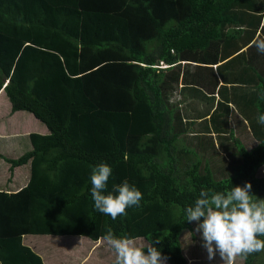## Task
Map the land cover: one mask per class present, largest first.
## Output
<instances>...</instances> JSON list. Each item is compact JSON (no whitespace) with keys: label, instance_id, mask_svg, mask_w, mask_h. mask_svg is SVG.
Returning <instances> with one entry per match:
<instances>
[{"label":"trees","instance_id":"16d2710c","mask_svg":"<svg viewBox=\"0 0 264 264\" xmlns=\"http://www.w3.org/2000/svg\"><path fill=\"white\" fill-rule=\"evenodd\" d=\"M256 32L264 36V0H0V88L11 110L48 129L4 157L10 169L28 162L29 175L0 188V264H43L23 234L96 240L109 229L187 264L184 209L202 189L248 181L264 198V102L252 91L264 88V54L240 50ZM231 117L246 120L253 146L233 135ZM218 145L232 166L215 179L208 153ZM100 163L113 170L106 191L127 180L143 196L116 220L93 206ZM262 255L242 264H264Z\"/></svg>","mask_w":264,"mask_h":264},{"label":"clouds","instance_id":"9594fccd","mask_svg":"<svg viewBox=\"0 0 264 264\" xmlns=\"http://www.w3.org/2000/svg\"><path fill=\"white\" fill-rule=\"evenodd\" d=\"M249 46L264 54V36H257ZM252 91L264 102V88ZM256 119L264 125V112ZM112 172L106 163L93 167L90 194L95 210L116 220L127 215V208L139 207L143 196L127 180L113 184L112 190L106 191ZM251 188V183L246 181L243 186L232 185L227 191L202 189L194 204L184 209V220L196 223L195 231L200 235L209 261L219 256L221 264H235L238 258L246 260L254 253L264 252V239H261L264 237V198L255 196ZM102 239L114 254L113 264H166L168 259L151 240L137 246L131 239L115 236L110 229Z\"/></svg>","mask_w":264,"mask_h":264},{"label":"crops","instance_id":"0c3cea01","mask_svg":"<svg viewBox=\"0 0 264 264\" xmlns=\"http://www.w3.org/2000/svg\"><path fill=\"white\" fill-rule=\"evenodd\" d=\"M256 35H257V32L254 34L253 38L249 42H247V44H245L244 46L240 48V50H245L247 48H250L254 52L256 48L254 46L249 47V45L253 41V39L256 37ZM244 56L248 58L247 55H244ZM220 62L221 61L213 62L211 64L212 68L215 69L216 64H219ZM233 67H234V70L239 69V66L236 63H234ZM207 91L209 92L208 89ZM212 91H213L212 92L213 98L212 97L204 98L207 101L209 106H212L215 99L217 98V94H215L214 92L215 90L213 89ZM3 110H4V114H3ZM230 119H231L230 123L233 121V123H231V126H233V124L237 125L239 127V132H240V127L247 129L245 119L237 118L236 120L233 117H231ZM31 131L38 132V133H46L48 129L44 125V123L41 122L38 118H36L31 112L27 110H22V109L11 110L10 103L3 89L0 88V140H2L3 142L10 143V144H14L16 141L20 142L21 144L25 145V148L23 150L25 151L31 148V144L28 138V133ZM247 131L249 133V136L255 141V139L253 138L249 130ZM233 134L235 135L236 138L241 137L239 134L235 133V128H233ZM23 136H25L26 139H24ZM253 145L254 144H252L251 146ZM228 147L229 146H227L226 148H222L220 146L219 147L215 146L211 148V150L209 151L208 161H209V166H210L212 175H213V172L216 174H223L222 171L224 170L228 171L230 167L232 166V165H229V163L231 162V157L227 152ZM250 147H247V148H250ZM22 152H19L17 155H12L10 154L9 150L0 149V188L1 189L7 190V191H14L15 189H17L18 187H20L27 181V178L29 175V163L25 162L22 164H18V165L13 166L10 169L8 161H6L4 158V157L14 158L18 156L19 154H21ZM262 166H264V164L261 165L260 168H262ZM32 235L34 234H23L22 239L24 236L29 237V239L28 240L24 239L22 240V242L26 241V243L25 242L24 243L31 246L41 256L43 264H47L43 258L45 257L43 254V251L37 250L35 248L36 243L35 244L32 243V239H31L33 237ZM64 236H69L71 238V245L69 246H74V247L81 246V243H82L81 237L83 235H64ZM64 236H60L59 238L55 237V238H57V241L61 243L62 242L61 238ZM138 237H141V236H138ZM75 238H78V239H75ZM98 240L102 241V238H98L97 240H91V241H98ZM143 243H146V241L144 240ZM95 256L97 255L95 254ZM48 264H54V263L49 261ZM166 264H169V263L166 261Z\"/></svg>","mask_w":264,"mask_h":264},{"label":"rangeland","instance_id":"374dc122","mask_svg":"<svg viewBox=\"0 0 264 264\" xmlns=\"http://www.w3.org/2000/svg\"><path fill=\"white\" fill-rule=\"evenodd\" d=\"M3 114H4V110H3ZM231 123H233V121ZM233 126L235 128V133L241 136L238 139L242 143H244L246 147H250L252 144L255 143V141L249 136L247 129L240 127V132H239V127L235 124H233ZM23 137L24 139H26L25 136ZM229 144L232 145L231 142H229ZM24 148H25V145L21 144L20 142L16 141L14 144H10V143L3 142L2 140H0V149L9 150L10 154L12 155H17L19 152H22ZM206 153H204L203 155L205 158L207 157ZM261 170L262 172H259L260 171V168H259L258 173H261V174L263 173L264 166H262ZM213 177L216 179H219V178L225 177V175L216 174L213 172ZM195 228H196V223L192 222L191 228L184 229L179 236L181 247H183L182 252L184 251V254H186L188 257H189L188 253H192V255L194 256V258H190V257L188 258L187 264L196 262L197 256L199 257V261H205L204 258H206L207 256L206 250L201 246L200 235L199 233L195 231ZM190 235H191V242L189 240ZM32 236H33L31 238L32 243L33 244L36 243L35 248L37 250L43 251V254L45 256L43 258L47 264L49 261L54 264H112L114 260V254L112 250L103 241V239L102 241H99V240L91 241L88 237L82 236L81 246L74 247V246H69L71 245V238L69 236H64L61 238V241L63 242V244L62 242L61 243L58 242L57 238H55V237L59 238L60 237L59 235L34 234ZM78 238H75V239H78ZM24 239L28 240L29 237L24 236L22 240ZM131 240H133L134 243L138 246L141 244H144L143 243L144 240L148 242L147 239H145L142 236L133 238ZM23 242L26 243V241H23ZM95 254L97 256H95ZM261 260L262 262H264L263 255L260 257V261ZM205 262L207 264H210L207 261ZM211 264H221L219 256H217L216 259L211 262ZM235 264H242V260L238 258Z\"/></svg>","mask_w":264,"mask_h":264}]
</instances>
